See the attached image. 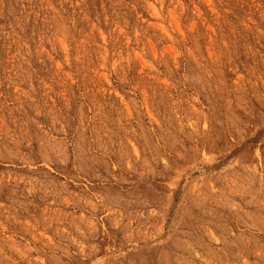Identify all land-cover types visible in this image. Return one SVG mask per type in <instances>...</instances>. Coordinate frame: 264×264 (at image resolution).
Wrapping results in <instances>:
<instances>
[{
    "label": "rangeland",
    "instance_id": "1",
    "mask_svg": "<svg viewBox=\"0 0 264 264\" xmlns=\"http://www.w3.org/2000/svg\"><path fill=\"white\" fill-rule=\"evenodd\" d=\"M0 264H264V0H0Z\"/></svg>",
    "mask_w": 264,
    "mask_h": 264
}]
</instances>
